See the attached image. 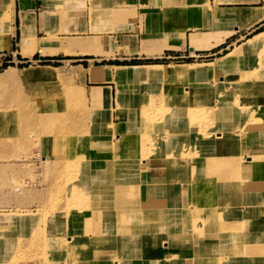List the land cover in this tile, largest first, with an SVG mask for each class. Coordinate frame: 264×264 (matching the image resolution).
<instances>
[{
  "label": "rangeland",
  "instance_id": "rangeland-1",
  "mask_svg": "<svg viewBox=\"0 0 264 264\" xmlns=\"http://www.w3.org/2000/svg\"><path fill=\"white\" fill-rule=\"evenodd\" d=\"M79 1L80 4L77 6V9L79 11V8H81V13H84L87 9V6L83 0ZM75 6L76 5H73L72 7L74 8ZM90 10L94 16L104 12L101 9H96L95 7H91ZM69 17L66 18L69 19ZM42 22L44 26L48 25V21L43 20ZM67 29L74 30L72 28ZM262 29L263 27L261 30ZM54 31L56 30L54 29ZM192 37L198 38L199 35L196 33L193 34ZM58 38L59 37H56L55 40H59ZM68 39L71 38H63L59 41L66 42ZM76 39H83L87 41V43L90 44L94 50L101 49V45L97 40H91L87 38ZM18 42L19 36L14 42V50H19V45H16ZM54 44L56 45V43L51 42L50 46H48L51 51L47 49L43 51L42 48L40 51L45 54L56 53L62 50L56 49L58 47ZM20 46L22 50L21 40ZM33 51L28 54H32ZM118 51H120V54L118 55H116L112 50H110L109 53H104V55L98 57H104V59L95 61L96 64H117L122 66L133 64V66H139L138 64L170 62L169 64L165 65H178L187 64L181 62H193V60H195V58L191 57H179L171 59L146 58L139 57L138 55L130 56L122 54V52H126L122 48L118 49ZM210 52L212 54L202 58L199 57V60L205 59V61L210 62L230 51L228 49L220 50V48H218ZM22 53L27 55V53H24L23 50ZM0 55H3L5 60L9 61L0 67V163H5V165L14 166L17 167L16 169H18L16 171L11 169V171L8 170V172H6V170L0 171V174L2 175V179H0V211L4 212L7 211L6 209H10L8 213H12L13 211L11 212V210H14L16 211L14 213L25 214V216L28 218H32L30 224H33L29 229L26 226H17L19 231L18 245H14L12 247V251L7 250L9 240H7V238L5 240V235H7V232H9L11 228L14 229L16 227L12 225L3 227L0 225L2 227V230L0 231V259H3L1 264H99V260L105 258L102 257V255L106 256L100 253L99 249L111 242L107 241V235H105L107 233V226L105 225L107 223V219L105 218L107 212L102 213L101 216L98 213L91 211L93 206L97 208L96 204L93 203L94 199L92 195L89 196L85 190L77 188L76 186L78 180L81 179L80 176L83 173L82 170L84 168V166H81L82 160H78L76 157V148H78L83 141L88 143L87 139L89 138L92 139V142L96 143L97 139L93 135L97 132L103 131L101 128H99L102 124L93 122V120L90 124L91 115L95 114L98 119H107V117H109L108 110L110 109L112 110V118L110 122L116 123L118 121V115L115 109L118 108V106L114 108L109 105L108 107H105V110H102L101 106H97L92 110L89 107V101L82 85V73L77 72L72 66L77 64H84V66H87L88 61L75 59H88L93 56H73L64 55L63 53L59 55H42L40 53H36L32 58H21L19 61L18 59L13 60L11 54L8 53V50L0 51ZM171 61L175 63H171ZM44 65L51 66V68L56 71V78L51 83H30L28 81H20L9 84L8 82H4L6 78L5 75L8 73V71H11L14 74L22 77L24 68L29 66ZM261 65H264V49L248 54L246 59L236 63V68L233 67V69H223V72H221V74L218 73V76L223 77L226 80L233 76L234 79L236 78V80H240L241 84L246 83L247 81L260 82V80L263 78V75L260 74L262 71V69H260ZM118 68H116L117 71ZM129 71L132 73L131 75L117 77L123 81V83H120V94L123 89L126 92L128 91V93H125L121 98V101L123 102L121 103L122 110H126V104L127 106H133V112L131 113L132 117L128 112L124 118H126V121H130V119H133L136 114L139 115V111L141 109H144L145 114L154 119V128H160V130L164 129L169 124V122H166V118H164L163 115L165 110H168L171 105L172 106L170 109L175 105L182 106L183 108L185 104L192 106L194 103L193 111L197 117H200V119L193 118L198 119L196 124L203 123L202 125L205 126L206 129H208V126H212L214 128L215 124H217L219 120L218 111H221L222 109V107L218 105L220 104L218 94L226 95L227 93L232 92L230 89L237 88L235 81H232L231 84L225 83L224 90L216 89L219 86H212L208 87L207 89L204 87V85H202V82L200 83L198 78L196 79L195 77L174 79L173 82L171 81L170 83H167L163 80L152 77L141 79L142 77L139 76L141 68H132L129 69ZM257 87H261V89L262 87L264 88L262 85ZM78 90H80L82 99L78 93ZM238 93L241 92L239 91ZM99 96L100 92L98 97L97 94L93 92L92 100L98 102L100 98ZM257 100H260V96L257 98ZM116 102H118V105L120 106V98L118 101L116 100ZM156 107L158 108L159 112L154 111L157 110ZM160 109L163 110L160 111ZM212 109H215V112H212ZM4 113H6V116H4ZM44 113L50 115H54L53 113H56L55 116L57 117L55 118V121L49 125V128H45L43 124L41 125V116ZM113 113L116 115L114 116ZM7 117L11 120L8 121L6 119ZM194 125L195 124H193V126ZM235 128V131L243 130L240 123L237 124ZM4 132H6V134ZM192 134L193 136L194 134L195 136L199 135L197 132ZM164 135H161V138L167 144L168 151L170 152L164 159L175 163L177 166H184L185 170L178 173H182L187 176L186 180L179 181L178 183L175 182L176 185L166 186L175 189L179 193V196L176 194H169L167 199L170 200V204H177L178 208L180 209L182 207H190V212L187 214L184 226L181 227L180 221L179 224L172 226L173 217L170 216L169 220V215L166 213L170 214V212L164 205L161 211L155 213L154 215L152 224L156 223L155 229L148 231L146 230L145 232L140 231L142 233L138 232V234H134L132 236L133 238L141 237V239H136L135 244H129L126 247L128 250H135V252H138L139 259L142 261H134L131 263L128 262L126 264H144L143 262L146 263L148 262L147 260H152V255H149L148 252L150 249L154 251V249L157 248L159 239L152 238L150 233L154 232L158 236L161 235L162 231L166 229L172 230V233L175 234V238L173 239L177 242L178 246L184 245L187 248L186 254L189 255V257H192V255L196 253V250L193 248V246H199L201 247V252L205 258V264H240V254H232L230 245H233L234 248L235 243H238L240 240L244 239L249 240L250 235L246 234L242 227L235 225L234 220L232 219V217L235 216V213L228 214L227 209L223 208L217 210L218 212L214 215L215 220H213V223L209 226H206L204 220L208 219V217L199 216L200 213L197 201L200 200V196L196 197V201L188 202L191 199L188 194L197 188L200 190V195L202 196V193H207V191L214 185L207 184L204 187V183H200L202 177L198 173L189 179L192 174L190 165L184 164L183 160L174 156L178 155L186 140L180 137L174 138L169 133H164ZM175 135L177 136L179 134ZM207 136L208 138H206V140L211 141V134H207ZM240 136L246 139L245 136ZM57 137L58 139H56ZM42 141L44 142L43 144ZM249 141L250 140H244L243 142L241 141V143L238 145L240 148L239 152L242 153L243 158L248 159L249 165L247 164V166L255 169L257 165L252 163L251 160L255 159L259 162H262L264 161V158L260 154H254L251 150H246V145L249 144ZM45 146L48 150H45ZM152 146V142L148 144V147H150L149 150L152 149ZM171 149L173 150V153ZM85 152L86 150L82 151L83 154ZM94 153L99 154V156L101 155L100 157L104 159L112 157L108 148L104 146L101 149L94 151ZM200 156L205 157L206 154L204 152H200ZM90 157H92L91 154ZM206 157L209 158L208 156ZM212 159L214 160L212 164L217 166V156L213 155ZM201 167L202 166H198L197 169L202 171ZM261 173L264 172L260 170L254 172V174ZM5 175L6 178H4ZM152 175L153 181L148 183V185L153 191L162 188L164 190L166 188L165 183L160 180V177L175 179L174 173L164 170H159L158 173L153 172ZM213 179L214 178H210L208 182L212 181ZM204 180L206 179H203V181ZM217 184L219 183L217 182ZM50 191L51 194L49 193ZM245 195V192H237L229 196L231 206L234 207L236 211L239 212V214H243V207L248 206L242 202ZM160 197H162V195ZM171 198H173V200ZM12 201H14V203H12ZM262 203L264 205V197H261L260 199V206L253 208V210L256 209V212H259V217L256 218L259 221L264 220V217H262L264 215ZM209 205L212 206L211 204ZM11 206L12 208H10ZM71 206H73V208H71ZM105 206L107 209H113L112 207L115 208L116 213L114 212L113 215L115 218L118 217V220H116L117 231L120 233V207H124L125 205L120 204L119 201L113 206L104 205V208H106ZM203 210L207 214L211 213V211L207 208H204ZM72 211L75 214H79V217L83 218L82 223L84 224L82 226H73L71 228V220H69V218ZM55 212L63 218L58 220L57 234L53 235L51 233L50 225L54 221L50 220L49 218ZM88 212L90 217L88 215L87 218L85 214ZM191 213L194 215L193 217L191 216ZM253 213L254 212L252 211V214ZM3 214L4 213H0V215ZM121 214L128 215L126 213ZM134 219H132L131 216L126 218L123 217L122 225H126L130 229L128 225H130L131 221ZM220 220L228 221V225L230 222H232L233 227H230L231 229H229L227 225L220 227ZM145 222L147 223V221ZM193 225H196L198 228H193L194 230L189 229V227ZM96 226L101 228L100 232H98L99 228L97 229ZM137 226H139L138 221ZM244 227L247 229L248 225L245 224ZM191 231L194 232L192 233ZM196 231L201 232L200 236L195 235ZM182 232L187 234V237L184 239H182L181 236ZM110 236L111 234L109 232V237ZM112 236L113 239H117L115 235L112 234ZM162 244H170V249L174 253L173 245L171 243L164 241ZM178 246L175 245L174 247L178 249ZM118 249V256H115L113 261L120 260L119 245ZM79 254L81 256L85 255V258H79ZM109 255L113 256L112 253H109L108 257ZM176 256L180 259L179 249L174 257L168 258L162 257L160 252L155 250L153 254V260L155 264H166L164 261L167 260H170L169 264H197L196 259L188 258L185 260H176ZM121 264H125V260L123 258Z\"/></svg>",
  "mask_w": 264,
  "mask_h": 264
},
{
  "label": "bare ground",
  "instance_id": "bare-ground-1",
  "mask_svg": "<svg viewBox=\"0 0 264 264\" xmlns=\"http://www.w3.org/2000/svg\"><path fill=\"white\" fill-rule=\"evenodd\" d=\"M77 2L80 3L79 0H57V5L65 12L63 13L62 11L61 14H66L65 16L69 17L71 16L70 13H72V6L79 4ZM81 11V8H79L78 12ZM22 17L23 34L21 37V44L23 52L28 54L34 50L36 45L35 38L31 37V31H29L32 28L30 25L33 23V20H26V17L24 18V15H22ZM48 18L47 15H43L42 21H49ZM14 21L15 1L0 0V50L11 48L12 39L16 35L14 31ZM60 30L63 29H58L57 31ZM57 31L51 29V31H48L49 34L47 38H43L44 44L41 46L43 51L46 49L51 51L48 48L51 42L56 43L55 46L58 45V48L56 49H62L66 53H76L77 51L89 52L94 50V48H92L91 45L83 39H76L73 37V39H68L66 42L59 41L63 38H58L59 40H55V38L57 37ZM66 31L71 32L73 30L67 29ZM262 49H264V31H260L254 34L230 52L226 53L223 56L217 57L213 61H210L208 63H187L178 65L149 64L139 66L125 65L120 66L121 68H118L117 77L129 76L132 74L129 69L141 68V71L139 73V76L142 77L141 79L152 77L170 83L171 81L173 82L174 79L195 77L196 79L198 78L199 82H202V85H204V87L207 89L208 87L219 86L216 89L224 90L225 83L231 84L232 81H235V83L237 84V88L230 89L232 92L227 93L226 95L218 94V98L220 100V104L218 105L222 107V109L221 111H218L219 120L218 123L215 124L214 128L212 126H208V129H206V127L202 125L203 123L196 124V121L200 119V117H197L193 111V105L195 103L192 106L185 104L183 108L182 106L173 105L174 107L170 109V107L172 106L171 105L168 110H165L163 115L164 118H166V122H169L170 125L168 124L162 130H160V128H154V119L147 116L144 112V109H141L139 111V115L136 114L133 119H130V121H126V118H124V116L128 112L130 114L133 112V106H127L126 104V110H122L121 103L123 102L121 101V98L125 93H128V91L126 92L124 89L121 91V94L119 93L120 106L118 105V108L115 109L118 115V121L116 123L110 122L112 118V110L110 109L108 110L109 117H107V119H98L95 114L91 115L93 122L102 124L99 128H101L103 131L97 132L93 135L97 139L96 143L92 142L91 138L87 139L88 143H86V141H83L79 145V147L76 148V157L78 158V160H82L81 166L88 167L89 165L92 167L90 169H93L94 172H98V170L100 169L107 170L109 172L107 178L109 184H120V204L125 205L124 207H120V233H118V231L113 230V228L117 229V222L115 221L118 219H116L114 215L112 216V214L108 213L111 212L110 208L107 209L106 206V208H104V205L101 204L103 203L101 200H98V203L101 202L99 204H97L96 200L93 201V203L96 204L97 208L93 206V209H91V211L96 212L99 215L107 212L105 218L108 221H111V224H109L107 221L108 230L105 235H107V241H111L113 243H107L105 246L99 249V252L104 255L108 256L109 253L113 254V256L109 255L110 264H121L122 258L125 260V264L128 262L131 263L134 261H142L141 259H139L138 252H135V250H128L126 249V247L129 244H135L136 239H141V237H132L134 234H138V231H140V229L143 232H145L146 230L148 231L155 229L156 223L152 224L154 215L155 213L161 211L164 205L170 212V214L166 213L169 215V220L170 216L173 217L172 226H174L175 224H179V221L181 222V227L184 226L187 214L190 212V207H182L180 209L178 208L177 204L172 205L170 203L167 204L166 202L159 201L160 199L169 201L167 199L169 194H176L179 196V193L175 189L166 186L176 185L175 182L178 183L179 181H184L187 179L186 175L178 173L185 170L184 166H177L175 163L164 159L170 153L168 151L167 144L161 138V135H164V133H169L174 138L180 137L186 140L181 147V151L178 153V155L174 156H176L178 159L183 160L184 164L190 165L192 174L189 179H191L193 175L198 173L202 177L200 183H204V187L207 184L214 185L207 191V193H202V196L200 195V190H198L197 188H195L190 194H188L191 198L188 202L196 201V197L200 196V200L197 201L200 213L199 216L208 217V219L204 220L206 226H209L213 223V220H215L214 215L218 212L217 210L223 208L227 209L228 214L235 213V216L232 217L235 225L242 227L246 234L250 235L251 237L253 236L251 239H258V237L261 238L262 232L250 231L244 227V225L246 224V218L243 214H239V212H237L236 209L231 206L229 196L237 192H245L246 195L242 202L251 207V210L254 212L253 215L255 216V218L259 217V212H256V209L253 210V208L259 207L260 199L261 197H264V173L254 174V172L258 170L264 172V161L259 162L253 159L251 160V162L256 164L257 167L255 169L248 167L247 164L249 161L248 159L242 157V153L239 152L240 148L238 145L241 143V141L243 142L244 140H250L249 144L246 145V150H251L252 153L260 154L264 158V88L262 87L261 89V87H257L259 85L264 86V65L260 66V69H262L260 74L263 75V78L262 80H260V82L247 81L246 83L241 84V81L236 80V78L234 79L233 76L230 77V79L226 80L223 77H219L218 73L221 74V72H223V69L226 68H236V63H239L246 59L248 54ZM55 72L56 71L48 65L29 66L23 69L22 77L14 74L11 71H8V73L5 75L6 78L4 82H8L9 84L20 81H28L30 83H51L56 78ZM239 91L241 93H238ZM78 93L80 94V97L82 99L80 90H78ZM259 96L260 100H257ZM162 110L163 109H160V111ZM214 110L215 109H212L211 111L213 112ZM154 111L159 112L158 108ZM53 114L54 115L44 113L41 116V125L43 124L45 128H49V125L54 122L55 118L57 117L55 116L56 113ZM4 116H6V113H4ZM6 119L8 121L11 120L8 117ZM239 123L241 124L243 130H238V132L237 130L235 131V127ZM193 124L195 125L193 126ZM194 132H197L199 135L195 136L194 134L193 136L192 133ZM4 133L6 134V132ZM175 134L179 135L176 136ZM207 134H211V141L206 140V138H208ZM240 135L245 136L246 139H244ZM56 139H58V137ZM151 142L153 143V146L152 149L149 150L150 147H148V144ZM43 143L44 142L42 141V144ZM46 143L48 144L47 141ZM46 146L45 150H48ZM103 146L108 148L109 152L111 153L110 155H112L111 158L104 159L100 157L101 155L99 156V154L94 153V151L101 149ZM83 150H86L84 154L82 153ZM200 152H204L209 158H207L206 156L201 157ZM90 154L92 155V157H90ZM213 155L217 156V166H214L212 164L214 162V160L212 159ZM233 155L236 157H234ZM198 166H202V171L197 169ZM159 170L174 173L175 179L160 177V180L165 183L166 188L164 190L162 188L153 191L148 183L153 181V177L151 178V176H153V172L158 173ZM210 178L214 179L208 182ZM203 179L206 180L203 181ZM217 182L220 185L217 184ZM49 193L51 194V191ZM161 195L162 197H160ZM146 196H148V198H156L158 196L159 198L157 200L151 201L148 199L145 200L144 198ZM221 199H223V201L220 204ZM209 204H211L212 206H210ZM71 208H73V206H71ZM204 208L210 210L211 213L207 214L203 210ZM112 212L116 213V210ZM121 213H126L128 215H123ZM128 216H131L132 219L135 218L133 221H131V224L128 225L130 229L126 225H122V218H126ZM191 216L193 217L194 215L191 213ZM262 217H264V215ZM112 218L114 221H112ZM26 220L29 224L32 218H28L27 216H25V214H17L14 212L4 213L3 215H0V225H2L3 227H8L10 225L14 226V224L16 223L18 225H21V223ZM137 221L139 223V226H137ZM145 221H147V223ZM0 228L2 227L0 226ZM98 228L99 227H97V229ZM110 228H112L111 231H109ZM193 228L197 229L198 227L196 225L189 227V229L194 230ZM100 229L101 228H99L98 232L101 231ZM109 232L111 234L110 237ZM191 232L193 233L194 231ZM112 234L115 235L117 239H113ZM200 234L201 232L196 231L195 235L200 236ZM181 236L182 239H184L185 237H187V234L185 232H182ZM118 245L120 248V260L113 261V258L115 256H118ZM193 248L196 250V253L192 255V257H189V255L186 254L187 248L184 245L178 246V249L180 251V259L185 260L191 258L196 259L197 264H205V258L201 252V247L193 246ZM78 257L85 258V255L81 256L79 254ZM102 257L104 256L102 255ZM175 258L176 260H180L177 256ZM169 261L170 260L164 261V263L169 264ZM143 263L146 264L145 262Z\"/></svg>",
  "mask_w": 264,
  "mask_h": 264
},
{
  "label": "crops",
  "instance_id": "crops-1",
  "mask_svg": "<svg viewBox=\"0 0 264 264\" xmlns=\"http://www.w3.org/2000/svg\"><path fill=\"white\" fill-rule=\"evenodd\" d=\"M83 2L87 6L86 11L84 13L78 12L77 6L80 3L77 2L79 4L71 9L72 13H70L71 16L68 19L65 16L66 14H61L63 10L57 5V0H15L14 31L16 35L12 39L11 48L2 50H8L13 60L26 57L32 58L36 53L42 55H59L63 53L64 55L73 56H93L88 59H75L88 61L87 66H84V64L72 66L77 72L82 73V85L85 89L91 110L97 106H101L102 110H105V107L109 105L114 108L118 106L116 100L118 101L120 98V83H123V81L117 78L116 68L122 65L96 64L95 62L104 59V57H98L104 55L106 52L109 53L110 50L118 55L120 54L118 49L122 48L126 51L122 52L125 55H138L139 57L156 59L191 57L195 58L193 62L181 63H204L208 61H205V59H200V61L199 57L202 58L212 54L210 51L218 48L220 50L228 49L231 51L254 34L264 31V0H83ZM91 7L101 9L104 12L94 16L90 10ZM63 13L65 12L63 11ZM43 14H47L49 17L48 25L45 26L42 22ZM22 15H24V18L26 17V20H33L30 26L34 29L31 28L29 31H31L30 35L32 38H35L36 42L33 53L27 55L22 53L20 46V40L23 34ZM262 27L263 29L261 30ZM67 28L74 30L71 32L64 30ZM51 29H56V31L63 29L56 33V36L59 38L66 39L74 37L97 40L101 45V49L89 52L77 51L76 53H65L63 50H60L56 53L43 54L40 49L44 44V39L49 34L48 31H51ZM196 33H198L199 37H192ZM18 36L19 42L16 45H19V50H14V42ZM171 63L175 62L171 61ZM93 92L97 94V97L100 92L98 102L92 100ZM113 115L115 116L116 114L113 113ZM91 123L92 117L90 118ZM16 168L5 165V163H0V171L6 170L8 172L11 169L16 171L18 170ZM90 168L92 167L84 166L83 173L80 176L81 179L76 183L77 188L85 190L89 196L92 195L97 204L101 203H98V200L103 202L101 203L102 205L112 206L119 202L120 184H109L107 181L109 172L107 170L100 169L98 172H94ZM6 175L4 178H6ZM0 179H2L1 174ZM152 198L146 196L144 199L154 201L159 197ZM171 199L173 200V198ZM159 201L166 202L167 204L170 203V200L160 199ZM222 201L223 199H221L220 204ZM112 208H110L111 212L115 210L114 207ZM250 208V206L243 207V215L248 225L247 230L262 232L261 238L258 237V239L256 238L254 240L250 239L253 237L250 236L249 240L244 239L235 243L234 248L233 245H230V249L232 250V254H240V264H263L264 220L259 221L256 219ZM6 210L4 212L0 211V213H8L10 211V209ZM12 211L16 212L14 210ZM111 212L109 213L113 216L114 212ZM88 215L90 217L89 212L85 214L87 218ZM60 218L63 217L59 216L56 212L49 218L54 221L50 225L53 235L57 234L58 220ZM69 220H71V228L73 226L80 227L84 224L82 223L83 218L79 217V214L73 213V211L71 212ZM112 221H114L113 218ZM108 223L111 224V221H108ZM29 224L26 220L20 226H26L29 229L33 225L32 223ZM219 224L220 227L227 225L229 229L233 227V223L230 222L228 225V221L226 220H220ZM105 225L107 226V223ZM14 226L16 228H11L7 232V235H5V240L6 238L9 240L7 250L10 251H12L14 245H18L19 239L18 224L16 223ZM1 230L2 228H0ZM111 230L112 228L109 229V231ZM113 230L117 231L116 228H113ZM140 231L142 230L140 229ZM140 231L138 232L142 233ZM150 236L159 239L157 244L158 249L155 248L154 251H159L162 257H174L178 252V249L174 247L178 245L173 239L175 238V234L172 233V230L166 229L158 236L152 232ZM164 241H168V243L173 245L174 253L170 249V244H162ZM154 251L152 249L149 250L148 254L152 255V260H147L148 262L146 264H155L153 260ZM104 257L99 260V264H110V258L107 255ZM2 261L3 259H0V264Z\"/></svg>",
  "mask_w": 264,
  "mask_h": 264
},
{
  "label": "built area",
  "instance_id": "built-area-1",
  "mask_svg": "<svg viewBox=\"0 0 264 264\" xmlns=\"http://www.w3.org/2000/svg\"><path fill=\"white\" fill-rule=\"evenodd\" d=\"M7 62H9V61L5 60V58L3 57V55H0V67H2Z\"/></svg>",
  "mask_w": 264,
  "mask_h": 264
}]
</instances>
